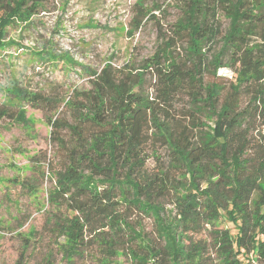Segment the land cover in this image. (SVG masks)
Returning <instances> with one entry per match:
<instances>
[{"label": "trees", "instance_id": "trees-1", "mask_svg": "<svg viewBox=\"0 0 264 264\" xmlns=\"http://www.w3.org/2000/svg\"><path fill=\"white\" fill-rule=\"evenodd\" d=\"M46 1L0 0V37L12 24L29 23L43 12ZM180 13L174 27L178 39L188 44L185 60L173 56L172 41H167L144 61L141 72L115 70L105 63L99 71L88 72L92 88L81 92L77 106L71 96L64 102L76 111L73 121L51 120L53 131L66 130L72 139L67 163L54 173L56 186L47 200L58 212L60 196L74 213L49 218L59 239L56 248L67 264L83 253L89 232L100 248L98 264H114L120 255L131 264H264V136L255 151L256 161L245 155L248 143L238 137L242 91L256 87L255 101L264 96V0H183ZM138 15L141 19L133 20L129 36L142 19L153 16L147 10ZM215 43L220 49L210 64L214 73L231 70L227 90L203 81L205 47ZM223 57L228 65L221 64ZM38 58L52 65H73L67 54L58 56L51 47H43ZM149 71L165 106L190 86L198 108L186 121L170 118L165 109L161 114L159 106L139 91ZM4 91L0 122L8 119L27 127L24 107H38L45 99L15 80ZM199 92L204 96L198 97ZM201 109L215 118L212 126L197 119ZM56 140L66 147L64 140ZM147 145L165 149L167 165L159 164L148 173ZM152 154L158 160L156 152ZM165 198L171 210L161 203ZM121 204L151 219L152 238L118 212ZM222 221L232 224L236 234L219 229ZM93 224H99L96 230H91ZM120 234L134 243L127 254L117 248ZM32 235L29 232L25 241ZM24 257L23 251L16 264H25Z\"/></svg>", "mask_w": 264, "mask_h": 264}, {"label": "rangeland", "instance_id": "rangeland-1", "mask_svg": "<svg viewBox=\"0 0 264 264\" xmlns=\"http://www.w3.org/2000/svg\"><path fill=\"white\" fill-rule=\"evenodd\" d=\"M46 2L43 12L29 23L12 24L0 37V102L5 101L4 90L13 80L45 99L38 107H24L26 118L30 121L27 127L8 119L0 122V264H16L23 251L25 264H67L56 248L55 243L59 239L50 229L49 218L54 213L61 217H71L74 213L68 211L60 196L56 197L61 203L58 212L47 200L48 192L56 186L54 173L67 163V148L72 139L66 130L53 131L51 120L73 121L76 111L71 107L77 106L75 101L80 100L81 92L92 88L93 77L88 72L99 71L105 63H110L115 70L141 72L144 61L162 49L167 41H172L174 57L182 60L187 57L188 44L184 39H178L174 27L181 16L183 0ZM155 8L158 9L154 11ZM146 10L153 16L142 19V25L129 36L133 20L141 19L138 13ZM221 22L226 29L227 21L222 18ZM43 47H51L58 56L67 54L73 65L67 67L41 61L38 54ZM205 49L204 83H215L227 90L233 76L231 70L222 68L214 73L210 64L220 44L207 45ZM221 64L228 65V58L223 57ZM139 91L153 101L154 106H159L157 109L161 114L163 109L168 110L172 119L186 121L185 117L198 108L193 104L189 85L174 94L168 106L163 105L159 84L152 71L145 73ZM70 96L74 105L67 107L64 102ZM197 96L204 95L199 92ZM258 96L256 87L245 88L238 107L243 116L238 137L248 143L245 155L253 161L258 158L255 151L264 136V96L255 101ZM46 101L53 102L45 105ZM201 112L202 115H196L197 119L212 126L215 118L210 117L206 109H201ZM56 137L64 140L66 147H60ZM152 151L156 152L158 160ZM144 152L148 173L156 170L159 164L167 165L165 149L147 145ZM169 201V198L161 201L166 211L172 209ZM117 209L135 228L140 226L144 234L152 238L151 219L124 204L118 205ZM98 225H91V230H96ZM218 228H226L232 235L236 234L230 223L222 221ZM29 232L33 235L25 241ZM92 237L93 232L87 233L83 253L74 257L71 264H98L95 258L100 255V248ZM26 244L28 247L24 249ZM133 246L127 236L119 235V250L127 254V248ZM114 264H131V261L127 256L120 255L115 257Z\"/></svg>", "mask_w": 264, "mask_h": 264}]
</instances>
